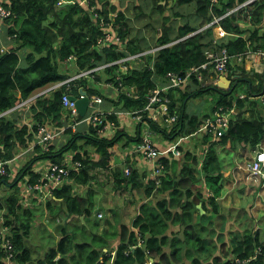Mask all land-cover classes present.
<instances>
[{
    "label": "trees",
    "instance_id": "1",
    "mask_svg": "<svg viewBox=\"0 0 264 264\" xmlns=\"http://www.w3.org/2000/svg\"><path fill=\"white\" fill-rule=\"evenodd\" d=\"M2 1L11 10L12 17L4 19L3 23L7 25L3 26L0 34L5 38L10 36L13 40L9 46L6 45L8 51L0 52V159L12 160L20 150L30 148L35 141L38 125H46L56 131L65 128L60 145L53 141L48 150L42 145H35L30 152L33 153L30 160L13 181L9 182L8 176L0 178V186H7L9 191L0 197V229H7L5 239L12 244L14 256L11 264H237V260L245 264H264V218L249 227L246 224H228L225 218L219 217L220 206L216 202L221 195L219 180L222 173L215 147L230 144L232 148L241 145L253 149L264 141V109H260L256 102L247 98L236 100L238 115L219 140L209 146L202 164V172L207 179L206 188L211 193L206 201L193 168V165H197V158L189 152L183 157L185 162L181 164L177 176L169 174L170 163L164 158L159 159L161 169L156 178L152 176L151 170L139 174L129 159H125L123 168H129V175H125L124 169L118 167L112 170L111 177L115 191H139L141 203L138 212L127 225L120 220L117 211L111 210L112 216L105 219L106 227L101 228L103 214L102 218H98L100 212L95 214L97 219L92 217L95 207L92 193L80 196L77 190L90 185L95 179L92 174L95 169L111 170L119 151L140 142V126L137 127L136 135L131 137L123 128H119L115 115H108L102 125L79 124L73 131L70 126L74 120L69 118L70 114L62 102L65 87L52 89L70 76L59 62L69 55L75 56V64L71 66L81 71L114 62L127 54L162 47L153 56V70L144 67L120 75L117 73L118 66L111 65L95 72L93 83L81 79L69 90L74 97L79 96L80 89L88 96L99 95L104 108L113 107L125 112L142 110L146 104L145 95L156 86L163 85L167 73L183 75L191 67L206 61L205 52L213 49L214 37L213 28L206 26L214 17H221L227 10L246 0H150L152 9L162 15L165 11L177 10L173 12V17L178 18L182 16L180 11L189 9L192 12L187 18L196 21L195 26L186 21L173 34L175 27L169 24L170 18L163 17L161 34L153 47H144L139 39L129 38L130 29L125 15L116 11L110 0H91V5L97 7L98 16L106 22L109 13H118V34L125 44L126 52H118L115 46L99 51L94 49L97 39L102 35L96 24L99 18L93 20L86 8L77 3H68L70 0H65L66 3L61 5H58L60 0ZM240 20L237 13L220 20L219 26L229 36L218 40V47L225 48L230 55L264 51V30L259 28V24L264 21V0L252 5L251 26L247 30L241 27ZM198 30L201 31L197 33ZM246 31L250 33L245 39L242 36ZM149 60L148 57L147 63ZM238 70H241V78H250L248 72L241 68ZM259 77L262 79L263 75ZM119 82L124 86L135 87L140 97L134 99L119 94L116 100H111L108 94L112 90L103 92L97 85L112 83L117 86ZM251 82L246 96H253L254 91L264 95V79L256 86ZM190 85V92L180 94L179 107L174 96V91H180L179 88L168 93L169 111L178 115L177 127L166 134L156 123L146 122L150 128L155 132H164L169 138L194 133L202 119L188 116L184 101L211 90L220 95L217 106H233L232 89L224 91L215 86L200 88L195 80ZM29 98L32 99L27 106L18 107ZM23 109L27 112L26 118L30 120L31 126L23 123L19 117V112H25ZM80 119L81 116L78 117ZM142 121H146L145 116ZM110 122L117 124V130L113 138L107 139L102 137L101 130ZM185 127L187 130L184 134ZM68 160L71 165L79 162L81 167L71 169L63 185L44 201L43 206L51 219L59 213V217L63 218L60 224L57 223L59 230L55 246L36 261L34 256H40L32 247L33 237L37 234L35 229L42 225L38 224L35 217L36 209L28 207L29 203L18 184L26 177V183L35 184L39 181L41 174L34 171V166L39 162L46 163L47 167L48 163L61 165ZM212 169L216 172L215 177L210 175ZM170 171H174V168ZM199 202L204 204V214L196 210ZM205 205L210 207V215ZM244 211L246 209L236 210L237 220L244 217ZM99 228L101 232H98ZM5 239L0 237V264H8L7 253L3 248Z\"/></svg>",
    "mask_w": 264,
    "mask_h": 264
},
{
    "label": "built area",
    "instance_id": "2",
    "mask_svg": "<svg viewBox=\"0 0 264 264\" xmlns=\"http://www.w3.org/2000/svg\"><path fill=\"white\" fill-rule=\"evenodd\" d=\"M259 0H246L245 2L237 5L235 8L229 9L226 11L224 15L221 17H214L213 21L210 22L206 27H218L220 20L224 17L229 16L233 13H237L241 18H246V20L250 19V10L252 5ZM61 3H66L65 0H60L58 5ZM68 3L74 4L75 0H70ZM83 3L88 7L86 12L89 13L93 20H97V25L102 31V35L97 39L94 49L102 50L105 48H109L111 46H115L118 51L126 52L123 40L118 34L119 26L116 23L115 13H109L108 21H104L103 18L98 16V13L95 9L96 6L91 5V0H84ZM80 5V4H79ZM12 12L9 8H6L3 5V1L0 0V33L2 32L3 26L5 27L7 24H4L3 21L6 18H11ZM242 23L240 22V25ZM264 27V26H263ZM223 33L221 32V35ZM0 34V39H1ZM9 41L13 40L10 36L7 37ZM124 48H123V47ZM14 47V45H12ZM162 47H155L149 51H142L136 54H127L126 57L116 60L111 63L103 64L101 66L84 69L81 71H76L75 74L69 76L63 82L57 83L52 87V89H60L62 86L65 87V93L62 97L63 107L70 114L69 118L74 120V124L70 127L73 131L76 130L79 124H88V125H102L104 124L106 117L108 114H105L102 109H100V104L103 102L102 97L99 95H90L88 97V104L86 113L82 119L78 120L80 116L76 110L75 102L70 100V88L74 86V84L81 80L86 79L89 82L93 83L94 74L97 71H102L111 65H117V73L120 75H124L131 70H140L144 67H147L150 70H153L154 57L153 54H156ZM8 48L6 45L0 46V52H6ZM148 57L150 58L147 63ZM254 58L264 59V51L259 50L256 52L247 51L244 53L230 55L225 48H221L218 52L207 53L206 61L198 66L191 67L185 74H176V73H167L164 77L165 83L163 85L156 86L153 90H150L146 95V104L142 110H137L133 112H127V114L134 115L137 121V126H140V142L133 145L128 149L129 152H133L138 154L146 163L150 165V170L152 171V176L156 178L160 174V152L156 147L152 139L153 132L150 129V124L146 123H156L158 125L157 118L164 117L165 127L168 129H172L173 124L177 122L178 115L175 113H170L169 105L170 98L168 97V93L170 90H175L181 88L182 86L189 84L192 80H195L200 88H206L207 86L215 85L217 83V77L213 74L225 75L229 72V67L232 63L241 64L246 62L253 61ZM75 56L69 55L65 59L59 61L65 68H69L74 63ZM99 89H111L113 92H117L118 94H123L128 97L138 99L140 94L137 92L135 87L133 86H124L121 82L118 83L117 86H114L112 83H102ZM47 91V90H46ZM83 95L75 97L76 99L82 98ZM245 97V95H242ZM32 98H29L26 101H23L18 107L27 106ZM17 108H13L15 110ZM10 110V111H12ZM10 111L3 113L7 114ZM1 115V116H2ZM238 115V109L235 107H219L215 112L212 120L207 123L208 130H212V132L216 136H221L224 134L230 125L231 121L235 120ZM145 116L146 121H142V118ZM142 122V123H141ZM116 129L114 123H108L101 130L102 137L106 133L105 137H111V132ZM65 128H61L56 131L46 125H38L37 130L35 132V141L33 142L30 149H33L35 145H42L45 150H48L50 144L61 134ZM254 154L249 162L247 169H245L249 173L248 179H250L254 183H258L260 185L261 181L264 183V143L257 144L254 149ZM25 151H22L18 155H16L12 160L3 161L0 159V178L3 176H8V170L13 165L16 157L24 154ZM71 161H65L61 165L59 164H47L45 168V172L41 175L39 181L35 184L26 183L25 191L23 196L30 197L33 193L39 195L41 193L43 195V200L49 198L53 191L62 186L64 181L68 178L71 169H78L81 167L79 162H75L73 165L70 164ZM125 175H129V168H125L123 170ZM37 197V196H36ZM98 218H102V214H98ZM7 236V229L5 227L0 229V237L5 239ZM5 243H3V248L5 249L6 262L8 264L13 263V248L12 244L8 239H5ZM140 244V243H139ZM237 264H245L244 261H236Z\"/></svg>",
    "mask_w": 264,
    "mask_h": 264
},
{
    "label": "crops",
    "instance_id": "3",
    "mask_svg": "<svg viewBox=\"0 0 264 264\" xmlns=\"http://www.w3.org/2000/svg\"><path fill=\"white\" fill-rule=\"evenodd\" d=\"M83 1L84 0H75V2L78 5L80 4L81 7L88 9V7L83 3ZM110 3L112 4V6L116 7V11L124 13L127 24H128V21H130V18L127 15V12L132 13L133 11H136L135 15L137 17L146 16V14L144 13V10H146L148 13H150V12L154 13L155 12V10L152 9V3L150 0H134V1L133 0H123V3L118 2V0H110ZM132 4H134V5L132 6ZM174 11H177V10H174ZM174 11H172V12L169 11L170 16H162V14H161L162 25L164 23L163 17H167V18L169 17L170 18V20H168L169 24L171 26L175 27V28H173V30L175 29L173 34H176L178 26L184 25L186 21H190L193 26L196 25V21H194V19H191V18L188 19L187 18L188 15H190V13L192 12V10L184 9L183 11H180L182 16L178 17V18L173 17ZM114 13H115V16L117 17L118 13L117 12H114ZM159 16L158 17L155 16V21L158 20ZM171 20H174V21L171 22ZM240 22L242 23L241 27H244L245 30H247L248 27L251 26L250 25V19L246 20V18H241ZM263 26H264V21L261 24H259V28H261V30H264ZM128 28L131 29V27H129V25H128ZM118 30H119V28H118ZM199 31H201V30H198L197 33ZM221 32L223 33L222 35H221ZM213 33H214L213 42H212L213 49L206 51L205 52L206 55H207V53L218 52V50H220L221 48L218 47L216 42L218 40L224 39L225 37L229 36V34L226 33L225 31H223V29L220 26L213 28ZM249 33L250 32L246 31L242 37L243 38L245 37V39L248 38ZM129 38L139 39L140 44L142 46H144V47L148 46V43L145 44L143 42L146 39L145 35H142L141 37H138L137 35H135L134 37H133V35L132 36L129 35ZM9 42L10 41L8 38L1 36V39H0L1 45H3V44L7 45L8 44L7 46H9ZM124 46H125V44H124ZM153 48H155V47H153ZM153 48H151V49H153ZM151 49H148L145 51H149ZM153 56H154V54H153ZM239 68L248 72L250 78L244 79L242 77L243 78V81H242L241 70H238ZM263 73H264V59L254 58V60L250 61V62L245 61L244 63H241V64L232 63V65H230V67H229V72L226 75H224L225 78L231 82L230 85L228 86V88H223V89L219 88L217 86V83L215 85H211V86L218 87L219 89H222L224 91L227 89L234 90L231 97L234 100L232 105L235 108H237L236 103H235L236 100L247 98L249 101L256 102L257 105L260 107V109H264L263 108V106H264V95H259L260 93H257L256 91H254L253 96H246L245 93H236V87L239 84H241L242 86H246L248 89V92H249L250 88H248V87L252 85L251 80L254 82L253 85L256 86L260 80L264 79ZM213 75L216 77V74H213ZM262 75H263V78L261 79L259 76H262ZM219 77L220 76L217 75V80H219ZM248 81H250V82H248ZM190 88H191V85L189 86V84H186V85H184L178 89L181 92L180 91H174V96H175V99L177 101V103H176L177 107H179L181 104L179 102V99L181 98L180 94L183 92H185V93L190 92ZM104 89H106V88H104ZM107 90H111V89H106V91ZM213 92H214V94L211 98L207 97L209 94H212ZM242 95H245V97H242ZM118 97H119V94L117 92H110L108 94V98L111 100H116ZM219 97H220V95L218 92H216L215 90H211V91L205 92L204 94H202L198 97L193 96L190 99L184 101V104H185L184 108H185L186 114L190 117L197 116V117H199V119H202L199 128L194 133H191L190 135H177V136L172 137V138L167 137L166 134H170L172 132V130L177 127L175 125L177 122H175L173 124L172 129H168L165 127L164 117H158L157 121L159 122L158 123L159 128L163 129L166 134L162 131L155 132L152 128H150L153 132L152 139L155 142L156 147L158 148V150L160 152V158L167 159L170 163L171 169L174 168V171H170L171 169L169 170V174L171 176H173V175L177 176L178 175V173L181 169V164L185 162V159L183 157L185 156V154L187 152H189L191 154V156H193V157L195 156L197 158V165H193V168L195 170V174H196L197 178L199 179V186L201 187V192L203 193V199L205 201H206V198H209L211 196V193L206 188L207 187V179L205 177V173L202 172V170H203L202 164L204 162V158L207 155L209 146L212 143L217 142V140H219V138H220V136H216L212 132L211 129L208 130L207 123L210 120H212L217 109L219 107H223V106H217V104H216V101H217V99H219ZM100 107H101L100 109H102L105 114L115 115L116 118L118 119L117 124H119V128H123L129 136L133 137L136 135L137 130H138L137 129L138 126H137V121L135 119V116L127 114V112L129 113L131 111L125 112V111H120L118 109L115 110L113 107L104 108L103 102L100 104ZM225 107H232V106H225ZM248 114L249 113H247V115ZM117 124H115V125H117ZM186 126L189 127V125H186ZM87 127L88 126H85V128H87ZM187 127H185L184 134L187 130ZM116 130H117V128L114 129L113 132H111V135H112L111 137H108V138L105 137L106 133L104 134L103 137H105L107 139L113 138L114 134L116 133ZM156 138H157V140H156ZM56 139H57V141L54 140V144H56V145H60L63 141L62 136H59ZM248 148H250V152L248 151ZM33 149L28 148V149H26V151L33 150ZM128 149L129 148H123L119 153H117V156L114 157V164H113L111 170H103L100 168L95 169L92 172V174L99 176V177H95V179L90 183L89 186L83 187V188L77 190V193H79L80 196H85L87 194V192L92 193L93 199L95 200V207H97L99 209L95 213L92 214L93 219H97V217L95 215L96 213H99V212L100 213L102 212L101 214L104 213L101 210V209H103L102 208L103 204L107 206V210L109 212H106L103 214L104 219L102 218L100 220V224H101L100 227L101 228L106 227L105 219L110 218V214L108 215V213H110L111 209H113V206L111 205V201L114 197L113 195L115 193L114 192L115 189H114V184H113V177H111L112 170H114L115 168H118V167H121L122 169H124L123 167H124V160L125 159L126 160L129 159L130 163L133 165L134 168L137 169L139 174H142L144 172L148 173V170H150L149 164L147 165V163L138 154H135L133 152H129ZM26 151H25V153H26ZM215 152H216V156L218 158L219 165L221 168V173H222L221 179L219 180V185H221V195L218 199H216V202L220 206L219 217L225 218L226 221L228 220L227 221L228 224H236V223L230 221L236 217L235 216L236 210H241V208L246 209V208H243L246 206L249 209L253 208L251 205L253 200H255L257 198L258 199L264 198V187H261L260 185H258V183H254L250 179L246 178L247 175H246L245 169H247V166H248L249 162L251 161L254 152H253V149L249 146L243 147L241 145H235V147L232 148L230 146V144L217 145L215 147ZM24 154H22L21 156H18V158L16 157V160L14 161L15 166H17V164L19 162H21L22 160L24 161V163H23V166H24V164L27 162L28 157L29 156L31 157V155H32V154H30V155L28 154V155H26V158L24 159L23 158ZM241 160H244L243 164L241 163ZM45 165H46V163H44L38 169L35 166L34 171L36 173L43 175L45 172V168H46ZM210 175L212 177H215L216 172L214 169H212V173H210ZM19 186L20 185L18 184V187ZM94 186L97 188L96 190H94ZM2 189L4 192L9 193V191L7 190V186H4V188H2V186H0V191ZM118 191H119L118 196L119 195H122V196L130 195L129 190L128 191L118 190ZM101 195H107L108 198L105 202H103V201L100 202L101 198H98V196H101ZM25 199H26L27 203H29L28 205H30V203H33L32 199H35L38 203H40L41 201L42 202L45 201V200L38 198L36 196H33L32 198L25 197ZM244 204H246V206H243ZM41 205L42 204H40V206ZM139 205L140 204H138V206ZM203 205L204 204L202 202H199L196 205V210L200 214L205 213ZM249 205H250V207H249ZM122 206L125 209L127 208L129 210H133V212L135 213V216H136V214L138 212L137 202H134V200H133V203H131L130 205L122 203ZM205 207L207 208V210H206L207 214L210 215V213H208V210L210 209V207L208 205H205ZM43 208H45V207L43 206ZM45 212H46V210H45ZM46 213L48 214V212H46ZM59 216H60V213L56 214L55 217L53 216L52 219L55 220L56 223L60 224V222L62 221L60 219H62L63 216H61V217H59ZM263 216H264V211H261V214L258 213L257 215H255L254 218H256V220H254V221L255 222L259 221L260 217H263ZM81 219L83 220V218H81ZM98 232H101L100 228H99ZM57 239H58V237H57ZM44 255L45 254L43 253V255L41 257L43 258Z\"/></svg>",
    "mask_w": 264,
    "mask_h": 264
},
{
    "label": "rangeland",
    "instance_id": "4",
    "mask_svg": "<svg viewBox=\"0 0 264 264\" xmlns=\"http://www.w3.org/2000/svg\"><path fill=\"white\" fill-rule=\"evenodd\" d=\"M118 2L123 3V0H118ZM133 5L134 4H132V6ZM144 13L146 14V16L137 17L135 15L136 11H133L132 13L127 12V15L130 18V21H128V25H129V27H131L130 30L132 31V32L129 31V35L130 36L133 35V37L135 35H137L138 37H141L142 35H145L146 39L143 42L145 44L148 43V45L152 47L154 45V42H155L156 38L161 34V29H162V27H161L162 26L161 14L158 11H156V10H155L154 13H151V12L148 13L146 10H144ZM155 16L156 17L159 16L158 20H156V21H155ZM162 16H170V12L166 11L165 14H163ZM173 21L174 20H171V22H173ZM63 68L67 71V73L70 76H72L76 72L74 65L70 66L68 69L65 68L64 66H63ZM97 85L100 86V84H97ZM100 90H102L103 92L106 91V89H100ZM111 92H113V90ZM246 92L248 93V89H247L246 86H242L241 84L237 85L236 93H246ZM213 94H214V92L212 94H209L210 96L208 95L207 97L211 98L213 96ZM23 107H25V106H23ZM23 107H19V108H23ZM26 108H28V107H26ZM24 111L25 112H19V117H21L23 119V123L28 124L29 126H31V124L29 123L30 120H28V118H26L27 117L26 116L27 112H26V110H24ZM156 140H157V138H156ZM31 146H30V148H31ZM22 151H26V150H20L18 153H20ZM31 151L32 150L26 151V153L24 154L23 158L25 159L26 155H28V154L29 155L33 154V153H30ZM248 151L250 152V148H248ZM89 154H92V152H90ZM92 158L95 159L96 156H92ZM28 160H30V156L28 157L27 161ZM14 163L9 169V175H8L9 182L13 181L16 178V176L18 175V173L20 172V170L23 167L24 161L22 160L21 162H19L17 164V166H15ZM43 163L44 162L37 163L35 165L36 168L38 169L40 166L43 165ZM241 163L243 164L244 160H241ZM246 175H247L246 178H248L249 177V173L247 171H246ZM95 177H99V176L95 175ZM25 179H28V177H26ZM25 179L21 180L20 183H19V185H20L19 187L21 188L23 194H24V191H25V185H26V181H27V180L25 181ZM260 186L264 187V183L262 181L260 183ZM2 188H4V185H2ZM96 189L97 188L94 186V190H96ZM114 192L115 193H114L113 196L115 198L113 197V199L111 201V205L113 206V209H111V210L117 211L118 214H119L120 220L122 222L126 223L127 225H129L131 223L133 217L135 216V213L133 212V210H129L127 208L125 209L122 206V203L130 205L131 203H133V200H134V202H137V206H138V204L141 203L140 194H139V192L137 190L130 191V195H126V196H122V195L118 196L119 191H114ZM3 194H4V191L2 189L0 191V197H2ZM5 194L7 195L8 192H5ZM33 196H37V197H39L41 199L43 198V195L41 193H39V195H36V193L35 194L33 193V195H31L30 198H32ZM98 198H101L100 202H102V201L105 202L108 197H107V195H101V196H98ZM47 199L48 198H46L45 201ZM32 202L33 203L28 205V207L36 209L35 217L38 220V224L42 225L40 228L35 229L34 232L35 233L37 232V234L34 235V237H33L34 243H33L32 247L34 248L35 253H37V255L40 256V257H35L34 256V259L37 261V260L42 258L41 256L43 255V253L45 254L46 251L49 248L55 246V244H56L55 238H56V235L58 234V230H59V227L57 228V226L59 224H57L55 222V220L51 219L48 216V214L45 212V208H43V206H42L44 204V202L41 201L40 203H38L35 199H32ZM40 204H42V205L40 206ZM251 205H252L253 208H250V209L246 206V204L243 205V206H246V207H243V208H246V211H244V213H243L244 217H242L241 220H237L236 219L238 212H235V216L236 217L234 219L230 220V221L236 223L237 226H239L238 224H242V226H244L246 224L247 227H249L252 223L255 224V223L259 222V221H262L264 216L260 217V219L258 218L259 221H256V222L254 221V220H256V218H254V217L258 213L261 214V211H264V198H259V199L257 198L255 200H253ZM249 207H250V205H249ZM102 208L103 209H101V210L104 213L109 212L107 210V206L106 205L103 204ZM248 209H249V211H248ZM97 210H99V209L97 207H94L93 213H95ZM109 214H110V217H111L112 216L111 212L108 213V215ZM103 219H104V217H103ZM91 229L93 231H96L92 226H91ZM31 233H33V231H31Z\"/></svg>",
    "mask_w": 264,
    "mask_h": 264
},
{
    "label": "water",
    "instance_id": "5",
    "mask_svg": "<svg viewBox=\"0 0 264 264\" xmlns=\"http://www.w3.org/2000/svg\"><path fill=\"white\" fill-rule=\"evenodd\" d=\"M230 81L228 79L225 78V76L221 75L219 77V80L217 82V86L219 88H228V86L230 85ZM80 95H83L82 98L76 99L74 96H70V100L75 102V107L76 110L78 112V114L83 117L86 113V109H87V104H88V97H87V93L85 91H83L82 89H80ZM82 220V219H81Z\"/></svg>",
    "mask_w": 264,
    "mask_h": 264
},
{
    "label": "clouds",
    "instance_id": "6",
    "mask_svg": "<svg viewBox=\"0 0 264 264\" xmlns=\"http://www.w3.org/2000/svg\"><path fill=\"white\" fill-rule=\"evenodd\" d=\"M76 84V83H75ZM38 95V94H37ZM71 96V95H70ZM260 143H264V141L263 142H260ZM260 143H258V144H260ZM256 147V146H255ZM255 147L253 148V151H254V149H255Z\"/></svg>",
    "mask_w": 264,
    "mask_h": 264
}]
</instances>
